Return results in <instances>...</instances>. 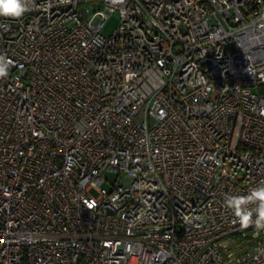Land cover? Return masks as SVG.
I'll return each mask as SVG.
<instances>
[{
  "label": "built area",
  "instance_id": "2783aa9c",
  "mask_svg": "<svg viewBox=\"0 0 264 264\" xmlns=\"http://www.w3.org/2000/svg\"><path fill=\"white\" fill-rule=\"evenodd\" d=\"M86 2L0 17V264H264V0Z\"/></svg>",
  "mask_w": 264,
  "mask_h": 264
},
{
  "label": "clouds",
  "instance_id": "9594fccd",
  "mask_svg": "<svg viewBox=\"0 0 264 264\" xmlns=\"http://www.w3.org/2000/svg\"><path fill=\"white\" fill-rule=\"evenodd\" d=\"M33 0H0V17L19 18L30 11ZM12 61L0 54V79L8 77ZM224 207L231 209L234 222L242 229L264 231V183L250 188L246 195H227Z\"/></svg>",
  "mask_w": 264,
  "mask_h": 264
},
{
  "label": "rangeland",
  "instance_id": "374dc122",
  "mask_svg": "<svg viewBox=\"0 0 264 264\" xmlns=\"http://www.w3.org/2000/svg\"><path fill=\"white\" fill-rule=\"evenodd\" d=\"M94 3H98L97 0H87V2H86L87 5H91ZM118 22H119V18H118L117 13L110 14L109 17L106 19L104 26L102 27V32L105 34L110 33L113 30V28L118 24ZM113 180H114L113 175H108L107 180H105L102 183V187H104L106 189H110L111 188V182ZM91 192L96 193V190L92 188Z\"/></svg>",
  "mask_w": 264,
  "mask_h": 264
},
{
  "label": "trees",
  "instance_id": "16d2710c",
  "mask_svg": "<svg viewBox=\"0 0 264 264\" xmlns=\"http://www.w3.org/2000/svg\"><path fill=\"white\" fill-rule=\"evenodd\" d=\"M249 234H247V236L242 237L241 234H235L232 235L233 239L237 242L240 243L242 245H244L246 242V239L248 238Z\"/></svg>",
  "mask_w": 264,
  "mask_h": 264
}]
</instances>
